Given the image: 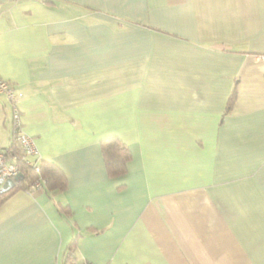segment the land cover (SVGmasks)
Returning a JSON list of instances; mask_svg holds the SVG:
<instances>
[{
    "label": "crops",
    "instance_id": "crops-1",
    "mask_svg": "<svg viewBox=\"0 0 264 264\" xmlns=\"http://www.w3.org/2000/svg\"><path fill=\"white\" fill-rule=\"evenodd\" d=\"M0 76L67 177L0 206V264H264V0H0Z\"/></svg>",
    "mask_w": 264,
    "mask_h": 264
},
{
    "label": "trees",
    "instance_id": "trees-1",
    "mask_svg": "<svg viewBox=\"0 0 264 264\" xmlns=\"http://www.w3.org/2000/svg\"><path fill=\"white\" fill-rule=\"evenodd\" d=\"M237 99V88L233 90L230 97L228 109L230 110ZM12 123V120H11ZM13 143L11 152H6L11 159L18 157L16 163L19 167L21 180L16 184L15 188L8 193H0V206L18 190H31L36 182H40L41 187H46L50 192L56 195L67 189V177L65 173L54 163L46 160L38 162L37 168L29 164L21 157V147L15 139L18 132L15 131L12 123ZM101 149L103 153L107 176L115 179L124 176L128 171V164L132 161V153L128 145H126L118 136L105 137L101 141ZM75 238L68 247L65 255V264H77L75 256Z\"/></svg>",
    "mask_w": 264,
    "mask_h": 264
},
{
    "label": "built area",
    "instance_id": "built-area-1",
    "mask_svg": "<svg viewBox=\"0 0 264 264\" xmlns=\"http://www.w3.org/2000/svg\"><path fill=\"white\" fill-rule=\"evenodd\" d=\"M0 93H3L6 95L7 99L11 102L13 107V113H12V123L13 127L16 132H18L17 137L15 139L18 141L20 147H21V157L22 159H25L29 164L34 165L37 168L38 163L32 164L29 162V157L33 155L35 151V147L33 145V142L29 136H27L23 132V126L21 123V112L18 108L19 101L24 97V94L20 91H17L13 84L6 81L0 76ZM16 160H18V157H15L11 159L9 155L1 148L0 145V188L3 186V184L7 180L15 179L19 174V167L16 163ZM41 188L40 182H36L32 189H39ZM80 264H93L88 261H84Z\"/></svg>",
    "mask_w": 264,
    "mask_h": 264
},
{
    "label": "water",
    "instance_id": "water-1",
    "mask_svg": "<svg viewBox=\"0 0 264 264\" xmlns=\"http://www.w3.org/2000/svg\"><path fill=\"white\" fill-rule=\"evenodd\" d=\"M21 180V175H18L15 179L7 180L0 188V193H8L15 188L16 184Z\"/></svg>",
    "mask_w": 264,
    "mask_h": 264
}]
</instances>
